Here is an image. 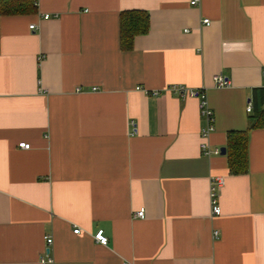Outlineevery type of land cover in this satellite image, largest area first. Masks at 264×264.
Instances as JSON below:
<instances>
[{
	"label": "crops",
	"instance_id": "crops-1",
	"mask_svg": "<svg viewBox=\"0 0 264 264\" xmlns=\"http://www.w3.org/2000/svg\"><path fill=\"white\" fill-rule=\"evenodd\" d=\"M2 1L16 2L0 0V264H40L46 235L54 264H264V127L248 171L231 173L227 154L201 150L200 101L171 89L204 87L212 148L248 129L264 0H35L7 14ZM125 10L150 15L126 50Z\"/></svg>",
	"mask_w": 264,
	"mask_h": 264
},
{
	"label": "trees",
	"instance_id": "trees-1",
	"mask_svg": "<svg viewBox=\"0 0 264 264\" xmlns=\"http://www.w3.org/2000/svg\"><path fill=\"white\" fill-rule=\"evenodd\" d=\"M4 4L2 13H19L35 8V0H15ZM26 1V4H25ZM121 45L124 50L133 48L136 36L146 34L150 28V15L144 10H125L121 13ZM253 115L250 116V125L245 131L231 130L228 133L227 157L231 173L245 174L249 169V136L252 128L264 127V87H258L253 92Z\"/></svg>",
	"mask_w": 264,
	"mask_h": 264
},
{
	"label": "built area",
	"instance_id": "built-area-1",
	"mask_svg": "<svg viewBox=\"0 0 264 264\" xmlns=\"http://www.w3.org/2000/svg\"><path fill=\"white\" fill-rule=\"evenodd\" d=\"M192 6H198L201 3V0H191ZM49 16H45V18H48ZM203 22L206 25H210L211 21L209 18H206L203 20ZM30 29L35 30L36 25L32 24L30 25ZM214 82L219 87H229L231 81L224 75L218 74L214 76ZM138 89H140L138 87ZM173 91H175L180 96L186 97V96H193L200 101L199 109H200V115L203 117L205 124L201 128V138L202 141L200 143L201 150L204 155L206 156H212L222 153L221 147L217 146L212 148V146L209 144L208 139L209 136L215 131V115L212 107L210 106V103L208 101L207 92L204 89V87L200 88H190V87H184L182 85H174L171 87ZM252 110V104L248 106V111ZM19 147L23 148L25 150L29 149L31 147L30 142H20ZM224 177L223 176H217L213 177L211 182V191H210V203L212 204V213L213 215H219L222 212V206L219 202V191L221 187L224 184ZM139 218L145 217V209L142 208L135 214ZM76 233L80 231L79 228H76L74 230ZM221 233L218 230H214V237L218 239L220 237ZM96 240L101 244H107L109 241L108 236L105 235L104 230H98L95 233ZM46 242L47 246L44 250V254H42L40 258V264H54V257L50 252V247L54 242V238L51 235H46ZM130 264V263H127Z\"/></svg>",
	"mask_w": 264,
	"mask_h": 264
},
{
	"label": "water",
	"instance_id": "water-1",
	"mask_svg": "<svg viewBox=\"0 0 264 264\" xmlns=\"http://www.w3.org/2000/svg\"><path fill=\"white\" fill-rule=\"evenodd\" d=\"M221 149H222V154L225 155L227 152V148L225 146H223V147H221Z\"/></svg>",
	"mask_w": 264,
	"mask_h": 264
}]
</instances>
